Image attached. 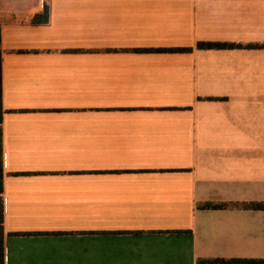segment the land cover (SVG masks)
<instances>
[{"label": "crops", "instance_id": "1", "mask_svg": "<svg viewBox=\"0 0 264 264\" xmlns=\"http://www.w3.org/2000/svg\"><path fill=\"white\" fill-rule=\"evenodd\" d=\"M44 2L0 0L5 264H264V0Z\"/></svg>", "mask_w": 264, "mask_h": 264}, {"label": "trees", "instance_id": "2", "mask_svg": "<svg viewBox=\"0 0 264 264\" xmlns=\"http://www.w3.org/2000/svg\"><path fill=\"white\" fill-rule=\"evenodd\" d=\"M49 19V4L48 0L44 2V8L41 12L37 13L33 17L34 23H46ZM0 37H1V29H0ZM200 47H222L228 45L227 43L223 42H211V41H200L198 43ZM2 95H3V75H2V52L0 48V264H5V247H4V227H3V212H4V205H3V139H2V122H3V102H2ZM218 204H213L211 202L206 203L205 206H217ZM214 261V260H213ZM224 261V260H220ZM234 261H238L237 259Z\"/></svg>", "mask_w": 264, "mask_h": 264}]
</instances>
